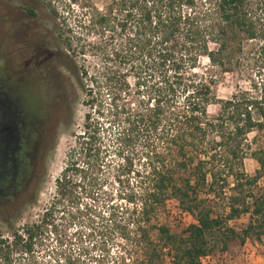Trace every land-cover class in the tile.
Returning <instances> with one entry per match:
<instances>
[{
	"label": "trees",
	"instance_id": "1",
	"mask_svg": "<svg viewBox=\"0 0 264 264\" xmlns=\"http://www.w3.org/2000/svg\"><path fill=\"white\" fill-rule=\"evenodd\" d=\"M100 1L98 11L91 0L58 8L42 0L57 21L59 67L71 63L85 111L47 206L18 228L2 222L0 264H20L43 236L54 242L48 264H83L63 236L73 222L82 225L84 239L98 220L111 228L129 248L113 264H162L164 258L218 264L246 242L259 243L264 197L253 189L264 160L259 151L249 153L258 166L252 177L242 172V161L246 136L264 133V99L217 100L211 78L196 73L201 60L227 72L231 47L259 37L249 1ZM258 11L264 18V0ZM87 57L97 64L86 66ZM111 196L123 205L111 204ZM169 202L193 221L178 233L155 223ZM241 216L247 217L242 229L229 225Z\"/></svg>",
	"mask_w": 264,
	"mask_h": 264
},
{
	"label": "rangeland",
	"instance_id": "2",
	"mask_svg": "<svg viewBox=\"0 0 264 264\" xmlns=\"http://www.w3.org/2000/svg\"><path fill=\"white\" fill-rule=\"evenodd\" d=\"M38 6L42 31L51 36L50 48L59 55L61 48L59 47L54 33V24L48 10L43 7L42 0H38ZM67 0H51L52 7H61ZM249 9L254 14L255 28L259 37L253 41L241 42L237 47L232 46L227 54V72L221 74L216 68H209L206 60L199 62V70L197 74H204L213 81L212 93L217 100H228L236 94H243L251 98L264 99V18L260 16L258 7L261 0H248ZM202 2H197L196 4ZM91 4L100 11L102 3L100 0H91ZM1 5V3H0ZM1 11V8H0ZM52 32V33H51ZM1 33V31H0ZM61 33V32H60ZM4 46L0 42V74L14 60L5 57ZM263 50V52H261ZM9 59V60H8ZM77 65L81 62L75 61ZM86 66L96 65L95 60L88 57L84 61ZM63 67H59L57 61V70L60 72L61 86H57L56 95L59 103L58 106L49 104L45 108L44 114L48 122H50L51 140L48 145V153L43 161V173L39 183L36 186L32 200L27 203L23 209L18 206L13 207L9 204L0 205V233L5 235L6 228L2 222L11 220L14 228L20 227L26 221H34L42 212L52 196L54 195L53 181L57 178L64 164V154L67 147L71 145V136L78 133L81 126V117L84 114V108L80 105L82 99L81 93L74 91V79L70 72L71 63L62 62ZM10 67V66H9ZM128 85H132L131 78L126 79ZM62 91V96L60 95ZM61 98V99H60ZM60 105V106H59ZM214 113V108L209 109V115ZM245 145L249 152L242 161V172L252 177L258 170L256 163L248 156L250 152H258L264 160V133L256 134L254 132L248 134L245 138ZM227 188L224 190L226 195H230L232 183L227 182ZM254 194L264 197V170L261 178L256 182L253 189ZM110 203L113 205H123L116 197H112ZM102 199V198H100ZM222 206V205H221ZM217 211H220L217 208ZM192 219L188 216H182L178 212L173 203H166L164 209L156 216L155 223L165 225L172 233H178L187 225L192 224ZM86 234L85 239L80 238L83 233V227L77 222L67 228L64 232L67 248L73 256L79 258L83 264H113L122 255L129 252V248L122 242L115 233H111V228L106 226L103 221H96ZM247 223V217L241 216L236 221L229 223L234 229H242ZM63 228V226H62ZM62 231V230H61ZM63 232V231H62ZM69 241H68V240ZM52 240V239H51ZM43 236L32 248V253L20 257V264H48L52 260L50 251L54 248L52 242ZM162 264H170L169 260L164 258ZM204 264H217L215 260L207 259ZM218 264H264V237L259 243L251 244L246 242L238 251H235L233 257L222 258Z\"/></svg>",
	"mask_w": 264,
	"mask_h": 264
},
{
	"label": "flooded vegetation",
	"instance_id": "3",
	"mask_svg": "<svg viewBox=\"0 0 264 264\" xmlns=\"http://www.w3.org/2000/svg\"><path fill=\"white\" fill-rule=\"evenodd\" d=\"M0 3V42L5 57L14 59L0 74V205L23 209L43 173L52 137L44 111L62 103L56 95L61 78L51 36L41 28L39 1Z\"/></svg>",
	"mask_w": 264,
	"mask_h": 264
},
{
	"label": "built area",
	"instance_id": "4",
	"mask_svg": "<svg viewBox=\"0 0 264 264\" xmlns=\"http://www.w3.org/2000/svg\"><path fill=\"white\" fill-rule=\"evenodd\" d=\"M182 216H188V215L185 214V213H182ZM188 217H189V216H188ZM206 260H207V258L202 259V260H201V263L204 264V261H206Z\"/></svg>",
	"mask_w": 264,
	"mask_h": 264
}]
</instances>
